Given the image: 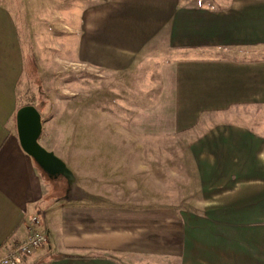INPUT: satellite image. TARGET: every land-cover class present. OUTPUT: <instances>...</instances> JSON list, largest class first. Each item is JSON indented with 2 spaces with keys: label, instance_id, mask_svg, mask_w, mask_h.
Here are the masks:
<instances>
[{
  "label": "crops",
  "instance_id": "0c3cea01",
  "mask_svg": "<svg viewBox=\"0 0 264 264\" xmlns=\"http://www.w3.org/2000/svg\"><path fill=\"white\" fill-rule=\"evenodd\" d=\"M86 1L81 64L146 100L47 189L16 139L22 53L0 2V257L35 215L47 243L14 264H264V0ZM160 139L180 151H116Z\"/></svg>",
  "mask_w": 264,
  "mask_h": 264
},
{
  "label": "rangeland",
  "instance_id": "374dc122",
  "mask_svg": "<svg viewBox=\"0 0 264 264\" xmlns=\"http://www.w3.org/2000/svg\"><path fill=\"white\" fill-rule=\"evenodd\" d=\"M0 2L11 11L20 41L23 69L16 85L17 102L19 105H32L43 122L38 143L53 152L65 166L71 167L73 164L68 160L69 155L73 160L77 159L75 163L79 167L94 164L85 158L95 151L92 146L95 145L96 151L107 152L110 146L106 142L117 139L112 133L113 129L102 128L100 122L125 118L129 115L128 108L131 110L132 107L124 104L146 99L134 95V83L130 85L126 78L117 80L111 76V80L99 79L94 71L89 74L81 64L83 33L80 27L85 16L84 9L86 11L85 7H88L86 0ZM119 76L120 73L116 75L117 78ZM100 87L107 89V92H99ZM90 104L99 107L107 105V109L113 112L106 115L99 111L88 113ZM121 105L126 107L124 111L118 108ZM72 137L75 138V145ZM116 151L176 154L180 151V145L176 140L163 144L160 139L153 147L140 144L135 150L128 144L117 146ZM69 152L71 154L68 155ZM39 174L47 189L50 186L55 194L63 193L67 186L63 176H50L40 169Z\"/></svg>",
  "mask_w": 264,
  "mask_h": 264
},
{
  "label": "water",
  "instance_id": "95a60500",
  "mask_svg": "<svg viewBox=\"0 0 264 264\" xmlns=\"http://www.w3.org/2000/svg\"><path fill=\"white\" fill-rule=\"evenodd\" d=\"M16 139L21 150L47 175L70 179L64 163L38 143L41 121L38 111L30 104L19 106L14 113Z\"/></svg>",
  "mask_w": 264,
  "mask_h": 264
},
{
  "label": "built area",
  "instance_id": "2783aa9c",
  "mask_svg": "<svg viewBox=\"0 0 264 264\" xmlns=\"http://www.w3.org/2000/svg\"><path fill=\"white\" fill-rule=\"evenodd\" d=\"M38 223L37 216L28 217L25 237L9 247L6 253L0 257V264H14L18 258L31 254L47 243V232L44 228L39 229Z\"/></svg>",
  "mask_w": 264,
  "mask_h": 264
}]
</instances>
